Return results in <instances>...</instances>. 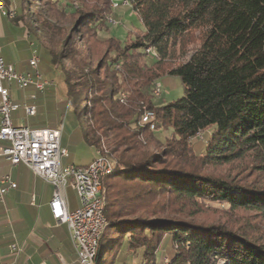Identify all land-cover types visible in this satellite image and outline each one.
Masks as SVG:
<instances>
[{
  "label": "trees",
  "instance_id": "16d2710c",
  "mask_svg": "<svg viewBox=\"0 0 264 264\" xmlns=\"http://www.w3.org/2000/svg\"><path fill=\"white\" fill-rule=\"evenodd\" d=\"M40 1L50 15L67 0ZM73 1L76 24L89 34L84 50H72L68 36L56 52L35 27L27 29L40 42L43 71H55L65 85L60 104L72 123L63 132L65 163L76 164L72 156L83 144L114 166L102 178L107 225L94 264H130L131 256L158 264L166 245V264H264L259 229L237 216H203L224 204L229 214L246 209L264 219V185L205 169L254 154L264 172V0H127L144 29L124 42L99 37L110 0ZM171 76L185 93L157 106L154 86ZM146 111L155 113L156 129L142 124ZM163 128L172 133L164 142Z\"/></svg>",
  "mask_w": 264,
  "mask_h": 264
},
{
  "label": "crops",
  "instance_id": "0c3cea01",
  "mask_svg": "<svg viewBox=\"0 0 264 264\" xmlns=\"http://www.w3.org/2000/svg\"><path fill=\"white\" fill-rule=\"evenodd\" d=\"M0 45L6 62L20 72L28 70V60L37 52L36 40L29 35L25 24L9 16L4 21L0 19ZM39 66L43 79L50 82L45 92L36 93L33 87L19 89L15 82L5 83L12 100L19 105L13 112L15 126L43 128L61 123L56 106L47 109V117L40 115L56 95V80L52 75L57 74L55 71L45 73L41 61ZM34 93L36 99L31 98ZM27 105H36L34 114L27 112ZM7 144L0 139V179L9 176L17 186L0 193V264H80L67 224L55 219L51 211L50 202L56 187L25 164L15 165L7 160L1 150ZM91 160L75 163L83 165ZM65 193L68 208L77 209L80 206L77 192L68 187Z\"/></svg>",
  "mask_w": 264,
  "mask_h": 264
},
{
  "label": "built area",
  "instance_id": "2783aa9c",
  "mask_svg": "<svg viewBox=\"0 0 264 264\" xmlns=\"http://www.w3.org/2000/svg\"><path fill=\"white\" fill-rule=\"evenodd\" d=\"M28 65V70L18 71L6 62L0 45V139L8 142L1 148L2 155L12 164H25L56 187L50 202L52 214L55 219L67 224L77 261L80 264H90L96 233L101 231L104 216L99 201L100 178H103L104 169H110L113 164L106 163L98 155L87 165L65 163L64 159L68 157L69 151L62 144L64 123L43 128L14 125L13 112L19 105L12 100L5 83L15 82L21 89L33 87L36 93L45 92L50 84L43 79L37 52L29 58ZM153 92L161 93L155 90ZM36 93L31 95L32 99H36ZM26 110L29 114H34L36 105H27ZM16 186L9 176L0 179L1 194ZM68 187L73 188L80 199V206L75 210L68 208L65 193Z\"/></svg>",
  "mask_w": 264,
  "mask_h": 264
},
{
  "label": "rangeland",
  "instance_id": "374dc122",
  "mask_svg": "<svg viewBox=\"0 0 264 264\" xmlns=\"http://www.w3.org/2000/svg\"><path fill=\"white\" fill-rule=\"evenodd\" d=\"M5 8L7 10V15L2 12L0 8V19L4 21L7 16L11 19L21 21L22 23L29 25V27L35 29L38 32V35L41 39V43L48 45L50 48L54 49L56 52L63 46L64 41L69 36L71 37L70 48L72 50H84L87 46V41L84 38L89 37L87 32L85 33L82 29L77 26L76 22L78 20L79 14H75V10L79 9V5L73 0H67L61 2L59 5H55L54 11L49 15L48 7L46 3H41L40 0H2ZM110 6L112 8V13L108 14L105 19L107 28L105 24L102 25L104 31L99 32L100 38H106L109 36H114L115 38L121 40L122 42L126 41L128 37L136 31H142L144 29L143 21L140 18V15L133 10V8L128 5L127 0H110ZM68 4L74 5L76 9L71 8ZM56 10V11H55ZM77 27V28H76ZM74 29V32H73ZM107 29V30H106ZM198 32L193 34L194 43L198 44ZM36 40V43L40 42ZM73 41V42H72ZM192 46V45H191ZM36 47V46H35ZM152 49H147V52H151ZM192 52V51H191ZM189 53V55L191 54ZM189 56H187L188 58ZM183 58L175 59V63L182 61ZM99 62V57L93 59V65L96 66ZM142 62L144 60L142 59ZM67 67L71 66L70 60L64 61ZM53 78L56 80L55 86V96L49 100V103L45 106V111L40 113L42 117H47V109H51L53 106H56L59 109V112L63 111V116L61 114L59 118H62L61 123L66 122L67 107H63L60 103L64 100L65 97V85L62 81L58 80L57 76L53 73ZM160 87V88H159ZM18 88H16L17 90ZM20 89V88H19ZM159 89V90H158ZM155 91H161V93L153 92L154 101L157 106L167 104L171 101L177 100L182 97L185 93V86L182 84L179 77L171 76L166 78L165 81L159 80L154 86ZM18 95V94H17ZM58 101V102H57ZM57 102V104H56ZM149 113V111H146ZM145 112V113H146ZM153 112V111H152ZM151 112V113H152ZM142 117V124H147L146 122L152 121L154 129H156V115L153 113L152 119L144 120V115ZM60 123V124H61ZM71 121L66 122V127L64 129V135H67L71 128ZM151 126V125H150ZM153 129V128H152ZM208 131H204L200 134V141L206 139ZM171 130L163 128L160 131V138L164 142L167 138H171ZM197 140V139H196ZM159 148H162L159 146ZM98 152L96 155H100ZM103 155V154H102ZM95 156L92 150H89L85 145L81 144L73 154V160L77 163L87 162ZM259 159L254 154H250L240 160H237L231 164L216 165V166H207L205 169L208 172L214 173L216 175L228 176L231 178L241 179L248 183H255L259 185H264V172L260 171L258 168ZM113 164V163H112ZM114 168V166H113ZM112 172V171H111ZM102 200L104 198L102 197ZM104 209V206H103ZM229 210L227 205L224 204H212L203 216L205 218H221L224 216H237L241 220L248 221L251 226L255 229H259L260 233L264 234V219L259 216L256 211L239 209L233 214L227 213ZM105 213V212H104ZM226 214V215H225ZM107 221V218H106ZM107 225V222H106ZM106 227V226H105ZM104 227V229H105ZM104 231V230H103ZM103 233V232H102ZM101 236V235H100ZM99 240V239H98ZM98 244V243H97ZM98 246V245H97ZM170 246H163L158 251V264H166L168 261L167 252L169 251ZM97 253V252H96ZM96 255V254H95ZM95 258V256H94ZM94 262V261H93ZM130 264H142V257L131 256ZM228 263L225 260H221L218 264Z\"/></svg>",
  "mask_w": 264,
  "mask_h": 264
},
{
  "label": "bare ground",
  "instance_id": "6f19581e",
  "mask_svg": "<svg viewBox=\"0 0 264 264\" xmlns=\"http://www.w3.org/2000/svg\"><path fill=\"white\" fill-rule=\"evenodd\" d=\"M0 8L2 9V12L7 15V10H6L5 5H4V3H3L2 0H0ZM150 49L151 48H149V50ZM152 116H153V113H151V112L146 113L145 114V117H144V120H150V119H152ZM99 156H101V159L104 160L106 163L112 164V162L110 161V159L107 158L106 156H104L102 154H100ZM112 170H113V166H111L110 169H104V171H103V177L106 174L110 173ZM100 190H101V193H99V201L101 202V210H102V213H103L104 216L102 218V228H101V231H100V233H96V240L94 242V246H93V249H92V256H90V264H94L93 261H94V256H95L96 251H97V243L99 241L98 239H99L100 235L102 234V232L104 230V227L106 226V222H107L106 221V216H105V213H104V209H103V200H102V178H100Z\"/></svg>",
  "mask_w": 264,
  "mask_h": 264
},
{
  "label": "water",
  "instance_id": "95a60500",
  "mask_svg": "<svg viewBox=\"0 0 264 264\" xmlns=\"http://www.w3.org/2000/svg\"><path fill=\"white\" fill-rule=\"evenodd\" d=\"M225 264H228V263H225Z\"/></svg>",
  "mask_w": 264,
  "mask_h": 264
}]
</instances>
